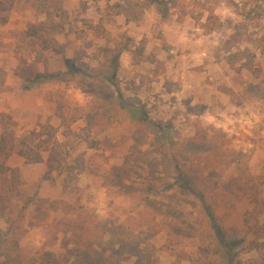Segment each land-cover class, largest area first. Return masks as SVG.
Segmentation results:
<instances>
[{
	"label": "rangeland",
	"instance_id": "1",
	"mask_svg": "<svg viewBox=\"0 0 264 264\" xmlns=\"http://www.w3.org/2000/svg\"><path fill=\"white\" fill-rule=\"evenodd\" d=\"M200 195L264 264V0H0V264H229Z\"/></svg>",
	"mask_w": 264,
	"mask_h": 264
},
{
	"label": "trees",
	"instance_id": "2",
	"mask_svg": "<svg viewBox=\"0 0 264 264\" xmlns=\"http://www.w3.org/2000/svg\"><path fill=\"white\" fill-rule=\"evenodd\" d=\"M181 185V182H178L176 186ZM179 189L180 187H176L173 190L176 192ZM241 190L238 191L240 194L242 193ZM198 198L201 206L200 209L197 208V217H201V220L199 221L201 225L199 224V227L195 229V232L200 236V239L206 242V249H210L211 247L213 249L216 248V251L218 250L222 252L229 264H233L240 262V259H238L239 252L256 250L260 247L262 242H258L256 237L251 239H246V237H241L239 239L228 237L222 225L219 224V218L216 216L217 214L215 211L205 204L206 200L203 196L200 195Z\"/></svg>",
	"mask_w": 264,
	"mask_h": 264
}]
</instances>
